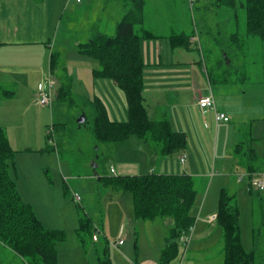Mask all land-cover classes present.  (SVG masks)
Masks as SVG:
<instances>
[{
	"label": "rangeland",
	"instance_id": "374dc122",
	"mask_svg": "<svg viewBox=\"0 0 264 264\" xmlns=\"http://www.w3.org/2000/svg\"><path fill=\"white\" fill-rule=\"evenodd\" d=\"M36 1L41 2L36 3L37 8L30 12L33 16L27 19L29 32L26 34L30 36L27 41H42L43 44L22 45L23 51L27 53L15 55L13 63L27 65L38 60L43 50L54 52L61 77L59 87L68 85L70 97L74 101L71 105L67 100L56 99L54 91L55 103L51 117L50 110L45 112L36 106L38 90L34 95L33 89L29 91L24 84L13 93L16 96L14 99L0 101V127L5 129L16 151L10 175L17 184L22 200L33 208L43 226L65 233V241L57 247L58 264H97V244L90 235L86 236L84 245L78 238L79 219L88 216L105 232L107 227L112 230L119 227V216L124 214V209L123 212L121 210L123 205L132 209L129 194L108 188L96 177V173L110 174L111 165L116 166L117 160L121 161L123 152L129 149L127 145L131 142L98 143L93 133L91 114L88 122L81 126L82 105L78 98L94 100L95 89L102 90V84L112 81L93 76V70L99 68V63L94 58L80 54L79 44L86 43L99 31L114 33L117 22L126 13L125 2L86 0L84 5H78L72 0ZM145 1V29L154 35L183 32L198 35L200 39L199 42H191L190 47L180 46L173 61L181 60L184 65H195L194 78L200 80L202 87L208 81V67L215 90L222 88L238 96L232 98L230 104L238 112L233 121L242 122L239 135L235 136L238 131H234V127L232 131L222 129V124L220 129L214 131V136L211 132L207 137L203 134L204 141L200 142L199 139L198 143L206 161L212 158L216 163L218 160L219 165L221 160L227 165L231 164L229 167L222 165L225 176L238 170L236 190L242 242L245 250L250 252L257 238L264 249V228L259 226L253 232V202L249 192L254 178L238 166V157L233 153L238 143L257 138L264 131V41L247 35L246 15L242 9L238 8L237 12L235 8L219 6L217 0H198L194 11L189 0ZM234 12L238 16L234 17ZM196 27L199 33H195ZM224 50L230 60L225 59ZM169 54L172 58V51L168 55L163 53L165 60H169ZM7 90L14 92L11 87ZM215 97L217 99L216 94ZM54 125L55 129L52 128ZM196 137H199L197 132ZM189 138L199 155L192 133ZM261 143L264 145L262 140ZM48 146L50 150L47 151ZM216 170H219L218 166ZM218 174L215 179L209 177L206 192L197 196L194 209L197 223L203 210L208 213L216 207L218 212L220 181L224 176ZM75 193L80 194L81 204L74 202ZM102 231L100 238L103 240ZM123 237L129 241V225L124 226ZM112 254L113 264L127 263L124 261L125 255L120 253L119 261L115 253ZM185 257V252H182L179 256L181 264ZM0 264L26 262L0 243Z\"/></svg>",
	"mask_w": 264,
	"mask_h": 264
},
{
	"label": "trees",
	"instance_id": "16d2710c",
	"mask_svg": "<svg viewBox=\"0 0 264 264\" xmlns=\"http://www.w3.org/2000/svg\"><path fill=\"white\" fill-rule=\"evenodd\" d=\"M217 1L219 6L235 8V11L242 9L246 15L247 35L264 41V0ZM123 2L126 13L117 22L115 32L99 31L86 43L79 44V47L81 54L94 58L99 63V68L93 70V76L96 79H110L124 93L127 120L112 121L106 106L98 97L94 100L80 97V115L85 116L81 126L88 122L91 114L93 133L98 143H118L136 137L152 145L160 157L172 156L186 150L187 137L183 132H174L168 121H154L148 116L143 98L145 62L142 43L168 36L172 47H190L195 35L183 32L154 35L144 28L146 1ZM196 3L198 0L191 5L193 11ZM237 12H234V17L238 16ZM195 33H199L197 27ZM223 52L225 59L230 60L225 50ZM56 68L57 55L52 53L51 69L54 72ZM0 93L6 96L13 94L1 85ZM70 96L68 85L59 87L58 99L67 100L72 105L74 100ZM52 128L55 129V125ZM253 143L254 138L246 143H238L235 147V153L241 159L240 164L244 165L250 175L258 173L260 162ZM46 150H50V146ZM15 154L5 129L0 127V243L21 257L26 264H58L57 247L65 241V233L46 229L33 208L22 200L16 182L10 175ZM97 167L98 164L96 169ZM96 177L108 188L131 196L135 223L172 217L175 227L170 239L175 242L164 250L161 264H170L180 256L183 248L176 240L197 221L194 209L198 192L190 176L156 173L119 176L96 173ZM65 190L67 194L68 191ZM216 219L224 232V264H264V249L257 238L254 240L253 250H245L236 195L227 189L221 191ZM100 233L101 230L92 218L85 216L79 219L77 235L81 244L84 245L86 236L90 235L97 244V264H113L109 240L105 236L102 240ZM94 236H97L96 241Z\"/></svg>",
	"mask_w": 264,
	"mask_h": 264
},
{
	"label": "crops",
	"instance_id": "0c3cea01",
	"mask_svg": "<svg viewBox=\"0 0 264 264\" xmlns=\"http://www.w3.org/2000/svg\"><path fill=\"white\" fill-rule=\"evenodd\" d=\"M85 1L86 0H83L81 3L77 4L84 5ZM40 2H35V0H0V85L5 90L9 87L13 88L14 92L12 93H15V91L19 90L18 86L24 84L29 88V91L32 88V92L35 95L40 84L39 81L41 82L43 76L51 75L57 82L55 90L57 99L61 77L58 74V67L54 72L51 69V55L54 52L49 53L43 50V54L38 60L34 62L35 58H33L34 63H29L27 65L13 63L15 55L23 54L24 51L22 48L24 46L22 45L33 46L34 44H43L42 41H27L30 36L26 34L29 32V21L27 19L33 16L30 12L35 10L37 8L35 7L37 6L36 3ZM43 2H45V0H43L42 3ZM160 40L166 41L167 43ZM178 49L180 48L172 47L168 36L157 40L144 41L142 45L145 62L143 98L144 105L151 120L168 121L174 132H183L186 134L187 150L172 156L160 157L153 146L148 142L132 139L135 138L132 137L128 139L131 143L127 145L129 149L123 152L124 157L121 161L117 160L116 166L113 164L111 165L110 174H112V170H114L116 175L119 176H137L156 172V174L164 175H188L193 179L199 195L206 192L209 177H214L215 179L218 172L219 174H224L220 181V191L227 189L235 194L239 206L236 190L238 170L235 169V171L225 176L226 171L222 165L224 164V166L229 167L231 164L227 165L226 162L221 160L219 165L217 164L219 163L218 160L216 163L212 158L206 161L202 154L201 146L198 143L199 139L200 142L204 141L203 134L207 137L209 132H211L210 134L214 136L215 132L221 128L220 126H222V124H224L222 129L232 131L234 127V131H238V134L236 133L235 136L239 135L242 122H239V120L237 122L233 121V119L235 120L237 118L238 112L236 108L230 104L232 98L238 96L222 88H218L220 90H215L212 85L208 67H206L208 74L207 84L203 87L200 86V80L197 81L194 78V73L196 71L195 65H184V62L181 60L177 62L173 61L174 55L178 52ZM170 51L173 53L172 58L169 54V56H167L169 60H165L163 53L168 55ZM26 53L24 52V54ZM178 56L179 54L177 57ZM180 56H182V54ZM30 82L32 84H30ZM210 94L214 96L216 110L226 114L230 118V121L218 122L215 119L214 111L209 110L203 112L199 108L198 99ZM215 94L217 95V99ZM0 95V101L2 99H14L16 97L15 94H12L13 96L11 95V97L3 93H0ZM94 97L101 99L112 121L121 122L127 120L125 95L113 82L108 83L107 81L102 84V90L95 89ZM36 102L38 108H41L42 111L44 110L45 112L50 110V115L51 117L53 116L52 109H54L55 101L51 106H42L39 104V101L36 100ZM231 122H233V124H231ZM196 132L199 133V137H196ZM190 133H192L195 138L197 149L200 151L199 155L191 145L189 138ZM256 137L257 138H254V142H258H255L256 144L253 143V147L260 159L258 173L252 174L251 176L244 165L240 164L241 159L239 158L237 164L239 167L245 169L254 179H264V145L261 143V140L264 142V131L261 135ZM238 139L237 137V141ZM10 143L13 147L11 140ZM233 143L231 139V144ZM254 145H256V147ZM235 149L233 153L238 157L235 153ZM213 151L215 154V148H213ZM186 152H188V155ZM183 157L185 158L184 162L181 161ZM153 166L156 168L154 169ZM217 166L219 167L218 171L216 170ZM249 193L253 202L254 232L259 226L264 228V192L250 189ZM123 209L124 214L120 213L123 214L120 216L118 214L120 225L119 227L116 226L115 230L107 227L104 232V230L102 231L97 225L110 242L112 249L111 256H113L112 253L114 252L120 261V253L123 256L125 255L124 261L127 262L125 264H161V262H163L164 250L175 242L170 239L171 232L175 227L174 219L172 217H165L152 221L135 223L133 220V207L129 210L123 205L121 209L122 212ZM217 214L216 207H213L211 212L208 213H205L204 210L202 211L199 222L197 223L196 221L197 226L195 223L194 238L185 253L186 257L184 259L182 258V264H224V232L222 227L218 224L217 219H213ZM127 225H129L130 239L129 241L124 240L122 245H118L119 234L123 232L124 236V226L126 227ZM133 241L137 244L136 248L135 244L133 245ZM176 241L179 242V238H177ZM182 252L183 249H181L180 256ZM124 261L121 263H124ZM170 264H181L179 262V257Z\"/></svg>",
	"mask_w": 264,
	"mask_h": 264
},
{
	"label": "built area",
	"instance_id": "2783aa9c",
	"mask_svg": "<svg viewBox=\"0 0 264 264\" xmlns=\"http://www.w3.org/2000/svg\"><path fill=\"white\" fill-rule=\"evenodd\" d=\"M75 1L76 3H81L83 0H72ZM196 0H189L190 4L193 5ZM199 37L198 35H195L192 39L191 42H199ZM56 84L57 82L51 75H45L43 76V79L41 80L39 87H38V101L39 104L42 106H51L54 102V91L56 90ZM198 106L199 108L203 111H209L212 110L214 111L215 119L218 122H228L230 121V118L222 113L216 110V103L214 96L212 94L207 95V96H202L198 99ZM185 158L183 157L181 159L182 162H184ZM112 174L116 175L114 170H112ZM242 178V177H241ZM252 189H255L256 191L259 192H264V179L262 178H255L251 184ZM73 200L75 203L81 204L82 198L80 194L75 193L73 195ZM214 217L213 219H215ZM195 234V224L189 227L187 230L183 231L181 235L179 236V243L182 245L183 252L186 253L188 247L191 245L193 238ZM94 240H97V236H94ZM124 243V237H123V232L119 234V240L117 242L118 245H122Z\"/></svg>",
	"mask_w": 264,
	"mask_h": 264
},
{
	"label": "water",
	"instance_id": "95a60500",
	"mask_svg": "<svg viewBox=\"0 0 264 264\" xmlns=\"http://www.w3.org/2000/svg\"><path fill=\"white\" fill-rule=\"evenodd\" d=\"M85 121V116H82L81 119L79 120L80 123H83Z\"/></svg>",
	"mask_w": 264,
	"mask_h": 264
}]
</instances>
